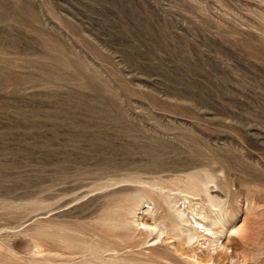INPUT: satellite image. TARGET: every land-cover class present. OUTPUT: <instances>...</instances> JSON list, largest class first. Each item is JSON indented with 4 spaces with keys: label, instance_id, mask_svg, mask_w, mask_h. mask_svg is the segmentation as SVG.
<instances>
[{
    "label": "rangeland",
    "instance_id": "rangeland-1",
    "mask_svg": "<svg viewBox=\"0 0 264 264\" xmlns=\"http://www.w3.org/2000/svg\"><path fill=\"white\" fill-rule=\"evenodd\" d=\"M0 264H264V0H0Z\"/></svg>",
    "mask_w": 264,
    "mask_h": 264
},
{
    "label": "bare ground",
    "instance_id": "bare-ground-1",
    "mask_svg": "<svg viewBox=\"0 0 264 264\" xmlns=\"http://www.w3.org/2000/svg\"><path fill=\"white\" fill-rule=\"evenodd\" d=\"M200 185L201 183H199L198 181L196 183L193 182V180L189 179L187 184L184 186L185 190L183 192H186L188 194H193V195H196L200 192ZM202 185L204 186V184L202 183ZM183 189V188H182ZM179 190V189H178ZM181 190V189H180ZM199 196V195H198ZM187 197V196H186ZM186 212V211H185ZM185 212H180V213H176V216H177V220H179V222L181 223V221H186V222H189V218H186L185 215L186 213ZM185 213V214H184ZM187 216V215H186ZM207 218V217H206ZM176 219V218H175ZM204 220H205V217H204ZM183 223V222H182ZM185 223V222H184ZM190 223V222H189ZM215 224V223H213ZM178 225V224H176ZM197 225L199 226L198 228H193L192 227V230L189 231L187 234H186V240L192 242V241H195V239L197 240L199 237H204V236H214L215 238V241L217 239V235H218V229L217 230H214L213 228H209L207 226H204L202 225V227H200L201 223L200 222H197ZM214 227V226H212ZM181 228V227H180ZM178 228L177 226V230L180 229ZM200 228L203 230V232H200ZM183 229V228H182ZM174 231V230H173ZM176 231V230H175ZM174 231V232H175ZM180 232V230L178 231ZM185 232V231H184ZM183 233V232H182ZM180 235V233H179ZM185 235V234H184ZM184 238V237H183ZM205 238V237H204ZM185 240V239H184ZM187 241V242H188ZM214 241V242H215ZM224 247H227V246H224Z\"/></svg>",
    "mask_w": 264,
    "mask_h": 264
}]
</instances>
